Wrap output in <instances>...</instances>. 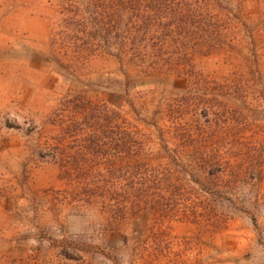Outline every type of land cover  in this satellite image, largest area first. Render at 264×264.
Masks as SVG:
<instances>
[{
    "label": "rangeland",
    "instance_id": "374dc122",
    "mask_svg": "<svg viewBox=\"0 0 264 264\" xmlns=\"http://www.w3.org/2000/svg\"><path fill=\"white\" fill-rule=\"evenodd\" d=\"M100 6L0 0V264H264V0H174L201 24L151 25L146 61L190 65L149 73Z\"/></svg>",
    "mask_w": 264,
    "mask_h": 264
},
{
    "label": "trees",
    "instance_id": "16d2710c",
    "mask_svg": "<svg viewBox=\"0 0 264 264\" xmlns=\"http://www.w3.org/2000/svg\"><path fill=\"white\" fill-rule=\"evenodd\" d=\"M98 1L101 6L99 8V13L96 14L99 15L98 17H94V23L95 24H101L103 23L101 33H102V39L106 44V47H111L112 43L116 44L117 51L115 53H111L112 55L116 56V58L123 62L126 58L127 62L131 63L132 65H135L137 67H140L143 71V73H149L152 72L151 70H161L165 66H169L172 68H177L179 64H186L190 65L188 63L190 59L188 60L186 57L182 59H178L177 62L174 64L170 63L167 59H162V63L160 62V59L163 57V51L161 50V47H156L157 49H152L154 52V59L149 61L147 63L146 61V52L147 49L144 42V36L147 33L148 29L151 25L154 23H157L158 25H162L165 28H170L171 26L174 28V31L178 34H184V35H190V31L186 28V23L190 22L191 24H201L199 20H196L193 15H184L179 16L176 13L172 12L174 15H171L169 18H167L166 22H163V12L166 8L171 7V2H174V0H93ZM143 2H145L144 6H142ZM144 12H150L152 11V15H148L145 17L142 15L143 13H139L141 8H143ZM176 9V7H175ZM172 10H174L172 8ZM124 11H132L134 14L138 11L137 20L140 22L139 25H134L132 22L133 19L130 18L128 23L125 25V28H123L124 36H121V34L116 33L117 27L121 26L120 23L122 21V14ZM75 12L72 11V14ZM73 19L79 18L78 15L72 16ZM149 21V22H147ZM151 23V24H150ZM85 21L80 18V20L76 23H73V30H76L75 33L82 36H87L89 34L87 31V24L84 26ZM198 25V26H199ZM71 26V28H72ZM83 26V27H81ZM100 29V28H99ZM133 31L141 32V36L133 35ZM100 33V32H99ZM136 34V33H135ZM91 37V36H90ZM86 40V39H85ZM112 40L113 42L110 43L109 41ZM158 40V39H157ZM154 41V43L151 45V47H155L156 43L159 41ZM87 44V41H86ZM142 45V46H141ZM145 47V49H143ZM179 67V66H178ZM73 106L77 109H80L81 111L85 109H89L90 112L94 113L98 109H102L103 118L108 121L111 118L108 116V110L106 108H100L97 105L91 104L90 101L84 100L82 97H78L73 100Z\"/></svg>",
    "mask_w": 264,
    "mask_h": 264
},
{
    "label": "crops",
    "instance_id": "0c3cea01",
    "mask_svg": "<svg viewBox=\"0 0 264 264\" xmlns=\"http://www.w3.org/2000/svg\"><path fill=\"white\" fill-rule=\"evenodd\" d=\"M90 195V194H89Z\"/></svg>",
    "mask_w": 264,
    "mask_h": 264
}]
</instances>
